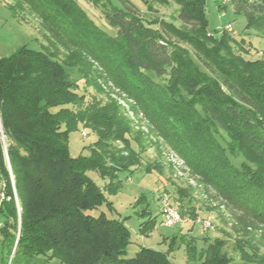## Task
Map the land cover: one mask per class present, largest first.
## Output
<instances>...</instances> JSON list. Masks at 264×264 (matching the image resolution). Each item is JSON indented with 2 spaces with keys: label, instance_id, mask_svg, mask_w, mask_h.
<instances>
[{
  "label": "trees",
  "instance_id": "16d2710c",
  "mask_svg": "<svg viewBox=\"0 0 264 264\" xmlns=\"http://www.w3.org/2000/svg\"><path fill=\"white\" fill-rule=\"evenodd\" d=\"M21 1L46 33L38 48L22 44L0 57V173L10 192L6 156L19 207V222L13 199L0 207V232L11 260L172 264L168 253L143 246L127 257L131 235L124 219L91 213L103 204L113 208L106 193L122 187L119 173L132 172L144 149L116 100H86L80 81L98 93L107 86L131 99L132 112L144 114L219 204L241 224L264 231V61L248 57L251 48L243 38L208 30L204 0H142L147 8L175 4L178 24L147 20L126 0L120 7L90 0L102 6L114 35L100 29L76 0H20L16 7ZM231 1L244 15L245 28L264 35V0ZM79 123L96 140L87 155L74 157L68 135ZM177 192L184 196L183 189ZM187 208L178 211L195 219L193 207ZM138 214L146 234L155 217L146 207ZM224 245L223 238L207 237L197 255L190 237L188 262L236 264ZM235 248L239 260L264 264L253 244L239 239Z\"/></svg>",
  "mask_w": 264,
  "mask_h": 264
},
{
  "label": "rangeland",
  "instance_id": "374dc122",
  "mask_svg": "<svg viewBox=\"0 0 264 264\" xmlns=\"http://www.w3.org/2000/svg\"><path fill=\"white\" fill-rule=\"evenodd\" d=\"M18 1L20 0H0V57L8 56L22 44L38 48V44L44 42L46 30L40 19L24 2L21 1L20 8L16 7ZM76 1L100 29L110 35L115 34V29L104 17L102 6L93 4L90 0ZM107 1L112 6H122L120 0ZM126 1L133 4L139 15L147 20L164 19L178 24L177 6L173 3L168 5L151 3V8H147L142 0ZM221 5H225L224 9H219L217 0H204L208 30L214 33L216 27L229 24L235 32H232L233 36L238 39L243 38L242 42L251 48L248 57L264 61V35L245 28V17L241 12L234 11L231 0ZM82 83L83 81L79 82V92L85 93L86 100L92 95L103 101L106 100V95L116 100L123 115L129 120L133 134L141 137L144 150L140 153L139 165L133 166L132 172L119 173L122 187L115 194L106 193L113 208L109 210L103 204L91 211L92 214L103 211L109 218L124 219V224L131 235L126 250L127 257L133 256L143 246L168 253L172 264H192L188 262L185 251V240L190 237L194 238L197 255L205 246L207 237L209 240L223 238L225 240L223 251L236 264H253L239 260V252L235 248V243L239 239L247 244H253L254 249L260 255H264V231L241 224L236 218L237 214L219 204L220 198L215 196L214 191L206 188L197 177L191 175L184 160L165 143L162 137L152 131L144 114L132 112L131 99L125 100L123 95H119V92H114L107 86H103L104 91L98 93L93 86L83 87ZM83 132L86 135L82 134ZM95 140L96 134L83 128L79 123L68 135L70 154L74 157L87 155L89 146ZM131 144L137 149L133 140ZM146 166L149 172L145 170ZM87 174L98 185L104 184L105 180L100 179L95 171H88ZM180 189L184 190V196L177 192ZM139 197H143V200L136 204ZM163 201L170 203L177 211L181 208L193 207L196 218L184 214L181 215L180 222L172 226L162 225L160 212ZM145 207L151 216L155 217L156 223L150 231L143 234L139 230V224L144 218L138 213ZM0 219L4 221L1 216ZM205 219L211 222L209 228H204ZM11 257L7 246L3 244V235L0 232V264H17L11 260ZM45 264L61 263L52 259Z\"/></svg>",
  "mask_w": 264,
  "mask_h": 264
},
{
  "label": "built area",
  "instance_id": "2783aa9c",
  "mask_svg": "<svg viewBox=\"0 0 264 264\" xmlns=\"http://www.w3.org/2000/svg\"><path fill=\"white\" fill-rule=\"evenodd\" d=\"M226 1L228 0H221L220 2L222 4H225ZM215 30L218 33H221L223 31H227L231 34L235 33L229 24L218 26L215 28ZM82 134L86 135L85 132H83ZM5 164L7 166L8 176L10 179V192H9V187L7 185L6 180L3 178L2 174L0 173V207L3 205L4 202L10 199H13L16 205V209H17V221L19 222V207H18V202H17V195H16L14 184H13V180H12V174L9 168V162L6 156H5ZM160 214H161V224L164 226H172L182 220L181 214L174 207H172L170 203L166 201H163L162 203ZM3 224H4V221L0 220V228L3 226ZM203 225H204V228H209L211 226L210 220L205 219L203 221Z\"/></svg>",
  "mask_w": 264,
  "mask_h": 264
},
{
  "label": "crops",
  "instance_id": "0c3cea01",
  "mask_svg": "<svg viewBox=\"0 0 264 264\" xmlns=\"http://www.w3.org/2000/svg\"><path fill=\"white\" fill-rule=\"evenodd\" d=\"M1 220V219H0Z\"/></svg>",
  "mask_w": 264,
  "mask_h": 264
}]
</instances>
